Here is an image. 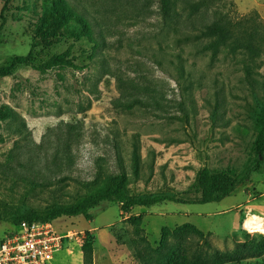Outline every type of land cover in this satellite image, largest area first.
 <instances>
[{
    "label": "rangeland",
    "instance_id": "obj_1",
    "mask_svg": "<svg viewBox=\"0 0 264 264\" xmlns=\"http://www.w3.org/2000/svg\"><path fill=\"white\" fill-rule=\"evenodd\" d=\"M67 1L86 18L97 45L65 36L48 48H33L31 23L44 1L0 0V68L31 50L44 61L69 48L77 67L40 73L20 65L0 77V106L17 115L15 122H0L5 138L0 145V240L12 230L13 216L72 204L86 195L99 165L105 175H119L116 148L131 194L192 199L191 186L203 167L248 178L218 203L165 201L122 214L116 204L103 202L91 210L90 221L58 218L51 222L54 228L72 237L53 264H83L84 241L92 242L93 264H140L137 247L156 248L162 237L189 255L209 256L234 255L241 251L239 244L264 238V227H253L255 219L264 224V154L258 170L246 171L255 139L248 110L253 92L263 95L264 54L250 64L253 84L245 77L242 56L224 53L212 61L209 53H199L203 42H175L163 25L159 0ZM225 4L240 16L257 12L264 21V0ZM212 13L204 12L193 25L210 22ZM181 28L190 31L189 23ZM18 128L20 134L14 132ZM134 136L143 162L138 177L130 161ZM174 231L181 239L172 238ZM215 261L214 256L209 264H264V252Z\"/></svg>",
    "mask_w": 264,
    "mask_h": 264
},
{
    "label": "trees",
    "instance_id": "obj_2",
    "mask_svg": "<svg viewBox=\"0 0 264 264\" xmlns=\"http://www.w3.org/2000/svg\"><path fill=\"white\" fill-rule=\"evenodd\" d=\"M44 6L40 16L31 23L33 27V48L45 49L59 42L65 36H71L74 40L88 39L97 45L93 38L91 26L81 14H79L67 0H43ZM226 0H159L163 25L175 35V42L191 43L203 42L199 53H209L214 61L218 55L226 54L231 57L242 56L246 64L243 71L247 80L257 84L252 77L251 65L264 54V21L257 12L251 15H238L236 11L226 9ZM230 5L233 6L231 1ZM212 11V20L202 22L199 27L193 25L194 19L207 11ZM5 21V20H4ZM189 23L190 31H184L181 26ZM1 44V41H0ZM33 57L32 50L25 57H13L8 67L0 68V77H6L13 73L17 66L23 65L40 73L52 70H65L77 68L71 56L70 48L62 53L53 54L46 60L37 61ZM257 67V66H256ZM263 95L254 94V103L250 105L248 117L253 124L255 139L253 142L254 158L250 161L247 172L258 170L260 155L264 154V83L261 85ZM16 113L8 106H0V122H15ZM24 127V124L21 123ZM21 126V127H22ZM22 127V128H23ZM20 134L21 128L14 131ZM5 138L0 135V145ZM131 149V169L135 177H138L143 165L140 156V147L137 137H133ZM117 165L120 174L117 176L105 175L101 165L98 166L96 182L86 195L79 197L74 203L68 205H52L42 211L26 210L11 218L13 227L21 222H52L61 217H82L86 221L92 219L91 210L103 202L116 204L122 214H128L136 207H150L162 202L178 204H208L218 203L231 196L239 186L248 178V174L236 176L228 170H210L201 168L196 176L191 189L194 198L182 201L173 195L163 193H134L127 188V174L124 161L119 148H116ZM152 170V163L147 165ZM90 186V185H89ZM86 185V188L89 187ZM176 239H181L178 231L172 233ZM252 238L247 244H239L240 252L234 255H221L214 253L216 261L222 259L237 260L244 257H253L264 252V238L254 242ZM92 242L84 241L81 245L83 264L92 262ZM136 256L140 264H209L211 258L208 254L195 252L189 255V251L178 245H171L162 237L158 247L148 245L137 247Z\"/></svg>",
    "mask_w": 264,
    "mask_h": 264
},
{
    "label": "built area",
    "instance_id": "obj_3",
    "mask_svg": "<svg viewBox=\"0 0 264 264\" xmlns=\"http://www.w3.org/2000/svg\"><path fill=\"white\" fill-rule=\"evenodd\" d=\"M71 237L50 222H21L0 240V264H53Z\"/></svg>",
    "mask_w": 264,
    "mask_h": 264
},
{
    "label": "bare ground",
    "instance_id": "obj_4",
    "mask_svg": "<svg viewBox=\"0 0 264 264\" xmlns=\"http://www.w3.org/2000/svg\"><path fill=\"white\" fill-rule=\"evenodd\" d=\"M253 227L254 229L263 230L264 224L262 223L261 219H255L253 221Z\"/></svg>",
    "mask_w": 264,
    "mask_h": 264
}]
</instances>
